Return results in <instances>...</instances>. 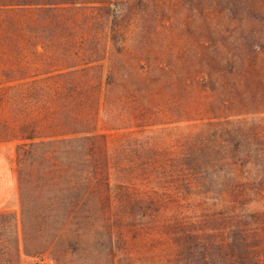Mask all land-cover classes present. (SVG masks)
Instances as JSON below:
<instances>
[{
	"label": "rangeland",
	"instance_id": "rangeland-1",
	"mask_svg": "<svg viewBox=\"0 0 264 264\" xmlns=\"http://www.w3.org/2000/svg\"><path fill=\"white\" fill-rule=\"evenodd\" d=\"M65 5L67 21H92L85 33L101 54L87 64L102 79L114 61V83L65 123L0 75V264H181L194 233L225 242L234 230L264 264V0ZM74 127L103 142V209L92 192L65 207L74 183L55 133ZM40 140L52 141L31 145Z\"/></svg>",
	"mask_w": 264,
	"mask_h": 264
},
{
	"label": "trees",
	"instance_id": "trees-1",
	"mask_svg": "<svg viewBox=\"0 0 264 264\" xmlns=\"http://www.w3.org/2000/svg\"><path fill=\"white\" fill-rule=\"evenodd\" d=\"M84 1L97 0H0V75L7 81H14L4 89L23 90L34 102H44L50 121L49 117L59 113L65 123L71 117L85 119L87 116L83 107L87 104L90 91L101 84L106 91L114 83L113 73L117 70L114 61L110 62L102 79L101 74L91 72L94 65L87 64L101 54L98 45H94L96 35L85 33L92 21L66 19L65 4ZM110 29L113 28L110 26ZM113 36V33L109 34L110 42L114 49H118ZM84 45L88 46V50L83 49ZM2 97L0 95V99ZM104 97L103 92L102 100ZM55 105L62 109L55 112ZM71 108L75 110L71 111ZM33 126L29 127V132H24L25 138L37 136L32 131ZM63 130V133L55 134L61 136L56 140L62 144V161L67 172L64 180L74 183L73 187H68L66 209L79 207L81 197L88 192L97 195L98 208L103 209L108 205L105 193L108 183L106 153L99 134L88 133L91 131L83 127ZM83 131L87 132L78 136L68 135V132ZM52 140H40L31 145L36 147ZM76 183L80 185L77 188ZM48 206L40 204L41 217L51 213ZM14 235L17 240L16 227ZM254 250L255 246H251L249 238L238 230L232 231L225 242H217L207 234L194 233L183 250L181 264H256ZM1 254L4 261L18 255L17 242L11 248L5 247Z\"/></svg>",
	"mask_w": 264,
	"mask_h": 264
},
{
	"label": "crops",
	"instance_id": "crops-1",
	"mask_svg": "<svg viewBox=\"0 0 264 264\" xmlns=\"http://www.w3.org/2000/svg\"><path fill=\"white\" fill-rule=\"evenodd\" d=\"M4 160L6 161L7 160V157H4V156L0 155V185L6 184V179H5L6 171H5L4 165L2 163V162H4ZM9 182H10L9 183V186H11V190H12L13 189V180L12 179H9ZM1 187L2 186H0V193L2 192ZM10 191H7V195H9ZM3 199L4 198H1L0 199V204L3 202Z\"/></svg>",
	"mask_w": 264,
	"mask_h": 264
},
{
	"label": "built area",
	"instance_id": "built-area-1",
	"mask_svg": "<svg viewBox=\"0 0 264 264\" xmlns=\"http://www.w3.org/2000/svg\"><path fill=\"white\" fill-rule=\"evenodd\" d=\"M41 264H44L43 262H41Z\"/></svg>",
	"mask_w": 264,
	"mask_h": 264
}]
</instances>
